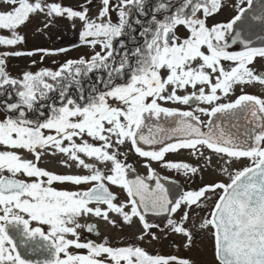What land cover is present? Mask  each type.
I'll use <instances>...</instances> for the list:
<instances>
[{"label": "snow or ice", "instance_id": "snow-or-ice-1", "mask_svg": "<svg viewBox=\"0 0 264 264\" xmlns=\"http://www.w3.org/2000/svg\"><path fill=\"white\" fill-rule=\"evenodd\" d=\"M34 19L40 35L79 22L89 51L38 66L70 49L20 47ZM0 30V264H196L139 242L174 234L191 249L197 233L215 264H264V92L246 91L264 89V0H0ZM37 55L8 71L10 58ZM180 150L196 163L166 159ZM48 157L76 171L40 167ZM153 162L228 182L185 190ZM95 220L140 230L129 243L82 241L81 230L100 235Z\"/></svg>", "mask_w": 264, "mask_h": 264}, {"label": "flooded vegetation", "instance_id": "flooded-vegetation-1", "mask_svg": "<svg viewBox=\"0 0 264 264\" xmlns=\"http://www.w3.org/2000/svg\"><path fill=\"white\" fill-rule=\"evenodd\" d=\"M71 1L72 0H62L63 4L72 6L74 8L78 7L80 4V2L78 0H74L75 3H74V5H72ZM93 11H94V9H93ZM230 15H231V13L227 9H225L223 12L216 15L214 19L209 18L208 23L212 24L215 22L223 21L226 18L230 17ZM60 20L63 21L62 29L59 28V31H57V32L48 31L46 33L47 34V36H46L47 40H45V42H44L45 43L44 47L45 48L66 47V48H69L70 51L66 55L48 56L49 64L48 65H42V66L55 67L56 65L53 64L54 60L57 61L58 63L63 62L65 60V57L68 54L70 55L72 51H75V50L81 49V48H85L84 46L79 45L78 33H79L80 29L79 30L77 29V28H80V26L79 27L77 26V24H79V22H77L76 28L73 29V27L71 26V24L67 20L59 19V21ZM33 22H34V25L37 26V20L34 19ZM0 31H5V30H0ZM22 34L26 35L27 44L24 46H20V47H24L28 50L38 48V43L35 40L37 38V35H38L37 32L34 34H30V37L29 36L27 37V34L25 32H23ZM178 34L183 35V32L181 31ZM257 43H259V42H257ZM38 56L39 55L31 57V58L36 60L38 58ZM24 57H26V56H24ZM262 66H264V62L257 61L255 67L257 69H260ZM23 70H25V68L22 66L20 72H22ZM32 70L35 71L36 69L33 68ZM18 74H15V75H18ZM93 79H94V77H93ZM87 84H88V81H85L86 86H87ZM246 91L249 93L259 94L260 92H264V89L260 88L259 86H256V87H249L246 89ZM169 106H174V105H169ZM202 119H207V118L202 117ZM58 159H59V157H57V158H51V157L45 158L44 160L41 161L39 166L47 168V169L54 171L56 173H68L69 171H72V172L76 171L75 169L69 170L67 168L60 166L56 162ZM166 159L170 160V161H191L192 163H196V161L192 160V158L188 155L187 150H180V152L178 154H168ZM128 160H129V162L134 164L137 173L146 174V169L142 165L141 158H138L135 155L130 154L128 157ZM215 163H216V161H215V157H214L213 158V164H215ZM244 163H247V162L244 161ZM152 166L154 168H157V170L160 171V173L162 175H168L170 177H173L175 180L178 181L179 185H181L183 187V189H185V190H187L189 188L197 189L198 187H200L203 184H207L209 182H215V181H219V180H222L225 183L228 182L226 177L219 175L218 173H216V175H214V176L206 175L204 173L203 179L196 177L194 180L188 181L184 176L178 175L173 171H169L166 169H160L159 166L155 162H153ZM210 171H213V170L210 168L208 171H205V172L208 173ZM55 186L57 188H61V187L71 188L72 187L71 185H60V184H56ZM111 190L114 193H120L121 199L124 198V194L121 192L120 189L113 186L111 188ZM194 210H195V206H194ZM204 214H205L204 212H200L201 216ZM149 219L151 222L159 224L161 226V228H163L164 224L166 223L164 217H151L150 216ZM93 222L98 226V231H99L100 235L96 236L94 234L87 233L85 230H81V240L82 241L85 239V237H88L89 239H92L96 242H101V241H103V239L105 237H108L109 240L113 244L129 243V242H132L134 240V237H135L134 231L138 232L140 230V226H139L138 222L136 224H134L131 228L125 226L122 230L113 228L112 226L107 225L103 221L95 220ZM33 226H36L35 223H33ZM153 231H158V229H153ZM174 236H173V234H169L166 237H162L159 241L148 242V240L146 239L145 241L139 242V243H140V246L144 247L147 251H149L152 254L176 255L177 257H180V258H187L184 255L183 256L180 255L186 249L185 248L183 249L182 246L177 247V245H182L181 241L178 240V238H177L180 236L179 235H176L177 237H174ZM167 243H169V246L171 248V253H168L164 248V245H167ZM147 244L151 245V247H148ZM150 248H152L154 250H152ZM73 251H76V250L73 249ZM79 251L84 252L86 250H79ZM29 258L30 259H39L41 257L34 256V257H29Z\"/></svg>", "mask_w": 264, "mask_h": 264}, {"label": "rangeland", "instance_id": "rangeland-1", "mask_svg": "<svg viewBox=\"0 0 264 264\" xmlns=\"http://www.w3.org/2000/svg\"><path fill=\"white\" fill-rule=\"evenodd\" d=\"M80 3H81V0H78ZM75 1L72 0L71 1V4L74 5ZM79 4V3H78ZM58 22H56V26L54 27H51L49 28L46 33L48 31H59V28L62 29L63 27V21H59L57 20ZM38 23V21H37ZM36 25H34V22L32 21L31 23H29L27 26L25 27H22L20 29V32L21 34L23 32H25L27 34V37L29 36L30 37V34H34L36 33ZM77 26L79 27L80 24H77ZM78 30L80 28H77ZM44 34V35H40L38 34L37 35V38L35 39L36 42L38 43V47H44L45 45V40H47V34ZM0 34H4V35H9V33L5 30V31H0ZM5 50L4 48L0 47V51H3ZM7 50H11V51H14L16 49L12 48V49H7ZM89 49L88 48H81V49H77L75 51H72L71 54L67 55L65 57V60L68 59V58H78L79 56L83 55L84 53L88 52ZM33 58H29V57H19V58H10L8 60V71L13 75L15 76V74H18L22 68V66L26 69L29 64H30V60H32ZM36 60H40V56H38V58ZM49 62H48V57H46L44 59V63L43 65H48ZM38 66H42V65H38ZM206 175H216V172L214 171H210V172H204ZM137 231H134V234H136ZM174 236V234H173ZM174 237H177L176 235ZM178 240L181 241V244L184 243V238L182 236L180 237H177ZM148 247H151V245L147 244ZM164 248L165 250L168 252V253H171V248L169 246V243H167V245H164ZM152 249V248H150ZM184 249V247H183ZM182 249V250H183ZM154 250V249H152ZM180 255H184L186 256L187 258H190L192 260H194L196 262V264H215V260H214V257H213V254H212V245H211V241L209 239H207L206 237H201L199 233H197V239L195 241V246L192 247L191 249H186L184 250Z\"/></svg>", "mask_w": 264, "mask_h": 264}]
</instances>
